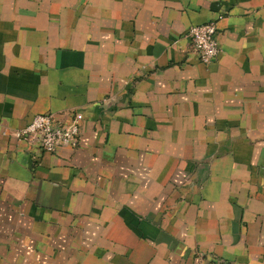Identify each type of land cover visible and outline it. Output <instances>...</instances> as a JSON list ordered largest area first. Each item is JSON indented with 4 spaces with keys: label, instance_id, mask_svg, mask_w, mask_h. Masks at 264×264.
Instances as JSON below:
<instances>
[{
    "label": "crops",
    "instance_id": "1",
    "mask_svg": "<svg viewBox=\"0 0 264 264\" xmlns=\"http://www.w3.org/2000/svg\"><path fill=\"white\" fill-rule=\"evenodd\" d=\"M69 111L74 148L15 136ZM211 258L264 264V0H0V264Z\"/></svg>",
    "mask_w": 264,
    "mask_h": 264
},
{
    "label": "built area",
    "instance_id": "2",
    "mask_svg": "<svg viewBox=\"0 0 264 264\" xmlns=\"http://www.w3.org/2000/svg\"><path fill=\"white\" fill-rule=\"evenodd\" d=\"M184 36L189 40L193 52L204 63H210L219 53L217 26L215 21L191 25ZM82 114L79 111L46 112L36 114L29 123L15 131V136L35 144L45 152L59 147H76L80 136ZM204 264H232L221 258H211Z\"/></svg>",
    "mask_w": 264,
    "mask_h": 264
}]
</instances>
